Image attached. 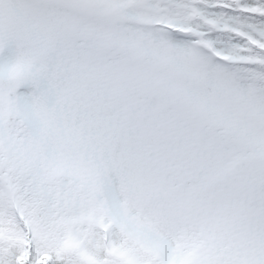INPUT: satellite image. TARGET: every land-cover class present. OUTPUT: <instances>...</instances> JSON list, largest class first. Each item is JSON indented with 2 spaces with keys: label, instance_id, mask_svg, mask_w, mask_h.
<instances>
[{
  "label": "snow or ice",
  "instance_id": "6c2138e0",
  "mask_svg": "<svg viewBox=\"0 0 264 264\" xmlns=\"http://www.w3.org/2000/svg\"><path fill=\"white\" fill-rule=\"evenodd\" d=\"M0 264H264V0H0Z\"/></svg>",
  "mask_w": 264,
  "mask_h": 264
}]
</instances>
